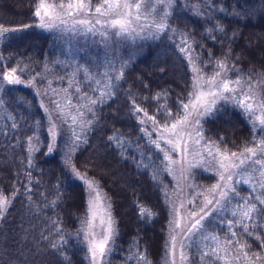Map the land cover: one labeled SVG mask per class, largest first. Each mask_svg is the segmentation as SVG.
<instances>
[{"label": "trees", "instance_id": "trees-1", "mask_svg": "<svg viewBox=\"0 0 264 264\" xmlns=\"http://www.w3.org/2000/svg\"><path fill=\"white\" fill-rule=\"evenodd\" d=\"M39 1L0 0V69L13 68L22 80L0 90V264H87L86 187L72 168L94 178L109 200L115 230L106 264H164L174 182L154 127L184 113L190 60L204 72L224 67L264 104V0H174L159 32L122 46L126 61L110 92L86 93L88 123L69 150L65 132L50 144L36 91L75 96V84L92 88L81 75L70 77L60 37L38 26ZM201 129L227 151L264 146V124L233 102L219 101ZM195 178L214 181L201 170ZM228 214L209 215L203 225L241 238L247 251L264 243L263 206L238 214L234 236ZM187 250L188 264H201L194 248Z\"/></svg>", "mask_w": 264, "mask_h": 264}, {"label": "rangeland", "instance_id": "rangeland-1", "mask_svg": "<svg viewBox=\"0 0 264 264\" xmlns=\"http://www.w3.org/2000/svg\"><path fill=\"white\" fill-rule=\"evenodd\" d=\"M173 1L119 0L123 7L108 10L104 14L94 11L104 0L92 3L86 0L93 9L91 11L87 8L83 11L67 8L68 3H77L78 0L63 3L39 1L37 8L40 3H44L48 14L41 9V15L37 17L38 26L60 37L66 62L71 66L70 77L75 81L83 79L92 88V91L83 92L75 84L74 87L79 91L75 96L53 90L36 91L46 116L51 145L60 133L65 132V138H69L65 148H73L88 123L85 110L91 96L86 93L98 96L110 92L111 80L119 75L126 61L119 55L122 46L127 47L137 39L159 32ZM112 2L109 0V3ZM70 11L73 14L70 15ZM116 19L122 21L123 27L113 25ZM4 30L0 26V34ZM79 49L87 50L89 56L86 60L78 55ZM190 68L192 90L185 102L188 107L171 123L154 127L159 141L164 145L167 170L174 182L163 263L188 264L187 249L194 248L201 264H211L213 261L216 264H264V243L258 249L247 251L239 240L241 238L233 241L232 237L210 232L203 225V220L209 215L215 217L224 213V210L228 211L226 224L232 227L228 235L234 236L233 227L238 223L239 213L244 215L252 212L255 205L264 207V146L256 144L247 148L252 149L255 156L247 149L227 151L205 137L201 129L203 117L219 101L241 106L257 126L264 124V104L254 88L237 79H230L224 67L204 72L195 61L190 60ZM14 70L0 69V90L9 83L22 81ZM10 75L13 77L11 81L7 79ZM223 82L229 84L230 91L223 89ZM173 124H177L175 130H172ZM195 170L214 175V181L204 184L197 180ZM72 172L86 187L82 232L87 264H106L115 230L109 200L94 178L75 168H72ZM226 204H230V207ZM196 220H200V223L193 229ZM101 243L104 244L103 252L97 247Z\"/></svg>", "mask_w": 264, "mask_h": 264}, {"label": "snow or ice", "instance_id": "snow-or-ice-1", "mask_svg": "<svg viewBox=\"0 0 264 264\" xmlns=\"http://www.w3.org/2000/svg\"><path fill=\"white\" fill-rule=\"evenodd\" d=\"M60 7L63 8L64 5H60ZM121 7H123V6L119 3V0H113L112 3H109V0H104V3L103 4H101L99 7H95L94 8V11L96 13L104 14L108 10H118ZM136 7L139 8L140 5L137 4ZM67 8L70 9V10H74V11H83L86 8L89 11L93 10L89 6V4L86 2V0H78L77 3H68ZM41 9L44 10V12H45L46 15L48 14V9L45 6V4L44 3H40L39 6H38V8H37V10H36V12H35V15L37 17H40V15H41ZM69 14L71 15V14H73V12L70 11ZM112 23H113L114 26L119 25V26L123 27L122 21L120 19H116ZM7 79L11 81L13 79V77L10 75V76L7 77ZM222 87H223V89L225 91H230L231 90L230 89V86H229V84L227 82H223L222 83ZM210 94L215 95V93H210ZM183 107L184 108H187L188 105H184ZM194 107H195V105H194ZM178 123H183V122L182 121H178ZM262 123H264V121H262ZM171 127H172V130H175L177 128V124H173ZM247 151L252 156H255L256 155V153L252 149H247ZM262 152H264V149H262ZM233 156H235L234 153H233ZM225 159H227V157H225ZM258 163H260V162H258ZM209 203H211V202L209 201ZM200 219H203V217H200ZM199 223H200V220H196L195 223L192 225V228L195 229L197 227V225H199ZM97 247L100 249L101 252H103V248H104V244L103 243L99 244Z\"/></svg>", "mask_w": 264, "mask_h": 264}]
</instances>
